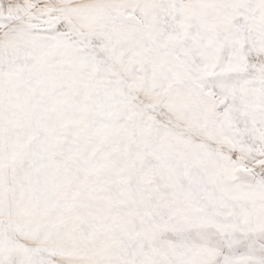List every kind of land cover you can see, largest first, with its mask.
<instances>
[{"label":"snow or ice","instance_id":"1","mask_svg":"<svg viewBox=\"0 0 264 264\" xmlns=\"http://www.w3.org/2000/svg\"><path fill=\"white\" fill-rule=\"evenodd\" d=\"M0 264H264V0H0Z\"/></svg>","mask_w":264,"mask_h":264}]
</instances>
